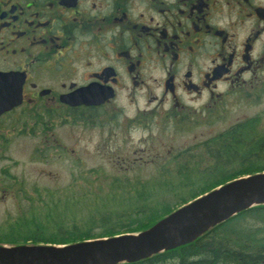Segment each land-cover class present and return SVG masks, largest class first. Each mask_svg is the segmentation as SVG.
<instances>
[{
    "label": "flooded vegetation",
    "instance_id": "af4514ba",
    "mask_svg": "<svg viewBox=\"0 0 264 264\" xmlns=\"http://www.w3.org/2000/svg\"><path fill=\"white\" fill-rule=\"evenodd\" d=\"M262 82L264 0H0V103L17 102L0 110V161L13 138L48 136L56 117L121 123L107 107L122 91H147V110L186 124L224 94L259 95ZM91 89L115 96L100 105L61 99ZM19 184L0 168V198ZM197 245L168 250L159 264H187Z\"/></svg>",
    "mask_w": 264,
    "mask_h": 264
},
{
    "label": "rangeland",
    "instance_id": "374dc122",
    "mask_svg": "<svg viewBox=\"0 0 264 264\" xmlns=\"http://www.w3.org/2000/svg\"><path fill=\"white\" fill-rule=\"evenodd\" d=\"M261 85L259 95L251 93L244 98L232 93L222 95L213 106L196 113L197 121L186 124L175 123L165 117L164 111L147 110V91H122L119 99L107 107L111 115L120 116L121 123H118V118V121L97 126L93 122H78L73 116L66 122L62 121L64 118L56 117L48 136L38 134L13 138L6 152L7 158L0 161V168L7 167L16 175L22 192L17 189L15 193L0 198V227L7 231L18 220L22 224L40 221L47 225V217L38 215L39 209L46 212L52 204L46 203L52 201L47 191L63 190L72 184L77 188L69 198L70 202H76L71 209L78 212L72 220L82 223L81 215L88 214V210L79 212L84 203V193L90 196L91 201L88 202H91L92 208L100 206L93 211L97 219L106 215L115 217L120 203L109 201L113 197L123 199L124 191L120 190L119 197L114 192L107 198L101 197L111 189L113 179L129 178L136 182L153 177L161 168L174 167V162H170L174 155L184 150L192 153L198 143L249 118H259L257 126L264 134V83ZM220 88L225 91L224 85ZM161 93L160 88L153 92L158 96ZM121 114L137 119L129 126ZM107 119L110 121V118ZM91 169H97L106 178L103 181L95 176L91 178ZM89 177L93 182L90 187L86 184ZM34 207L36 213L32 212ZM43 212L40 214L43 215Z\"/></svg>",
    "mask_w": 264,
    "mask_h": 264
},
{
    "label": "trees",
    "instance_id": "16d2710c",
    "mask_svg": "<svg viewBox=\"0 0 264 264\" xmlns=\"http://www.w3.org/2000/svg\"><path fill=\"white\" fill-rule=\"evenodd\" d=\"M70 115L77 121H87L79 112ZM257 125V117L239 121L217 136L198 143L195 151L191 150L192 153L184 150L174 155L170 159L174 167L161 168L153 177L136 182L129 178L113 179L111 189L101 197L107 198L113 192L119 197L120 190L124 191L123 199L113 197L109 201L120 203L115 217L106 215L97 219L93 211L100 206L92 208L91 202H88L91 201L90 196L84 193V203L79 212L88 210V214L81 215L83 222L79 223L72 220L78 212L71 209L76 202L69 199L77 186L72 184L63 190L49 189L47 195L52 201L46 203L52 204L46 212L39 209L38 213L39 217H47L48 224L40 221L22 224L18 220L7 231L0 227V244H70L143 231L178 207L219 185L263 172L264 134ZM89 172L91 178H106L97 169ZM90 177L86 180L88 187L93 183ZM41 202L45 201L41 199ZM32 212L36 213V207ZM192 243L198 245L187 250V253L195 254L186 260L187 264H264V204L239 212ZM168 252L120 264H159Z\"/></svg>",
    "mask_w": 264,
    "mask_h": 264
},
{
    "label": "water",
    "instance_id": "95a60500",
    "mask_svg": "<svg viewBox=\"0 0 264 264\" xmlns=\"http://www.w3.org/2000/svg\"><path fill=\"white\" fill-rule=\"evenodd\" d=\"M112 90L91 89L63 95L71 105H100ZM15 96L0 103L5 111ZM11 101V103H10ZM264 204V171L236 178L178 207L151 227L134 233L94 238L70 244H0V264H120L132 263L189 244L239 212Z\"/></svg>",
    "mask_w": 264,
    "mask_h": 264
}]
</instances>
